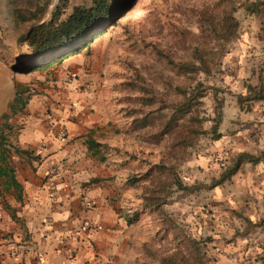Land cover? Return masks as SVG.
Here are the masks:
<instances>
[{
	"label": "rangeland",
	"instance_id": "374dc122",
	"mask_svg": "<svg viewBox=\"0 0 264 264\" xmlns=\"http://www.w3.org/2000/svg\"><path fill=\"white\" fill-rule=\"evenodd\" d=\"M79 1L68 0L67 5ZM204 1L131 0L128 9L116 24L93 41L87 54L88 69L93 76V92L99 98L101 113L95 140L109 148L134 153L139 159L149 163L159 160L174 164L185 185L198 184L202 186V190L203 186H209L208 177L221 176L230 164L228 159L235 153L253 152L259 148L256 139H253L261 132V128L256 127L257 118L252 116V112L246 113L240 109L235 97L237 94H244L243 82L250 85L259 82L264 85V40L259 21L252 16L237 13L235 16L239 21V28L235 38L225 46L220 65L209 77H197L206 88V94L201 99L202 116L212 118L218 109V103H222L219 112L223 121L218 128L221 133L218 141L211 140L210 134L193 139L182 128L174 129L155 145L139 140L136 133H126L131 120L126 114L132 109L140 108L134 106L140 93L122 87L121 83L132 81L140 86L142 82L143 86L153 90H159L163 80H170L173 85L192 86L189 79L173 77L152 53L151 47L162 51L173 61L188 60L190 47H210L211 43L196 36V22L191 13V10L198 8ZM57 6L59 0H51L44 19L48 18L49 10H54ZM3 8L6 5L3 4ZM29 26H20L19 39ZM252 105L250 104V108ZM253 107L256 110L260 108L256 104ZM210 126V121H205L201 130L208 132ZM143 133L144 131L140 132ZM181 139L191 145H177ZM260 148L264 149V144L261 143ZM111 159L118 162L115 155ZM101 166L109 176H113L112 165ZM249 169L254 171V168ZM249 169L246 167V171L240 170V173L244 175ZM124 177L125 173L119 172L109 182L118 195L119 206H122L120 208L131 212L139 206V201L135 198L138 192L132 188L123 189L121 184ZM239 181L233 179L229 184L222 185L216 195L214 191L204 192L201 189L177 193L163 207L189 238L199 240L211 236L216 240L203 247L205 258L202 264H210L212 258L208 257V253L216 257V264H256V258L264 252V241H257L261 234L264 236V229L254 231L248 237H236L232 244L225 242L229 241L231 230H242V219L237 215H246L243 209L252 208L256 217L258 216L255 205L247 207L254 204L256 189L249 187L243 193L239 188ZM227 206L233 208L226 210ZM232 210H236L237 214H233ZM154 221L153 216L143 213L130 225L129 259L128 262L124 259L123 263L118 264H159L163 257L177 256L182 245L175 244L172 233L160 238V231H157L158 226ZM231 245L235 248L234 251L228 247Z\"/></svg>",
	"mask_w": 264,
	"mask_h": 264
},
{
	"label": "crops",
	"instance_id": "0c3cea01",
	"mask_svg": "<svg viewBox=\"0 0 264 264\" xmlns=\"http://www.w3.org/2000/svg\"><path fill=\"white\" fill-rule=\"evenodd\" d=\"M8 1L0 0V130L8 126L10 131L6 136L8 153L0 167L12 170L17 187L0 176V264H118L124 259L128 262L130 225L123 219L122 206L111 182H103L110 177L107 170L89 155L84 145L87 136L95 140L101 115L87 54L82 50L26 71L25 66L33 64V59L19 42L20 27L15 28L8 18ZM17 60L21 61L19 70L12 72ZM251 104V108H239L257 118L256 127L261 132L253 139L259 148L235 153L228 159V167L238 154L264 155L260 148L264 144V102ZM254 104L260 108L254 109ZM70 108L74 109L71 117ZM222 121L221 117L220 125ZM58 135L61 138H56ZM13 148L28 155L16 154ZM246 167L254 171L249 169L242 175L240 170L246 171ZM50 168L56 169L55 200L50 198L45 182ZM220 177H208L209 186L200 191H214L216 195L222 185L238 179L243 193L249 187L257 192L254 204L247 207L255 205L258 216L252 208L243 209L246 215H237L242 219V230H231L226 244L263 230L264 160L254 165L241 164L223 181H219ZM232 208L227 206L226 210ZM203 238L210 245L216 241L211 236ZM257 241L263 242L264 236L261 234ZM228 247L235 250L233 245ZM208 257L212 258L210 264L217 263L213 254L208 253ZM256 262L264 264V252Z\"/></svg>",
	"mask_w": 264,
	"mask_h": 264
},
{
	"label": "trees",
	"instance_id": "16d2710c",
	"mask_svg": "<svg viewBox=\"0 0 264 264\" xmlns=\"http://www.w3.org/2000/svg\"><path fill=\"white\" fill-rule=\"evenodd\" d=\"M67 1L59 0V6L52 10L51 19L40 24L38 23L48 13L51 0L8 1V18L15 28L33 23L19 39L28 57L33 59V64L30 66H25L22 61L26 71L35 70L38 65L60 61L82 50L88 54L93 41L116 24L118 18L128 9L131 0H80L69 6ZM239 12L259 21L261 37L264 40V0H205L198 8L191 10V13L196 22V36L211 43L210 47H190L189 59L185 61H173L162 51L154 46L151 47L152 53L173 77L189 79L192 86L173 85L170 80H163L159 90H153L143 86L142 82L140 86L132 81L122 82V87L140 93L134 103V106L137 105L140 108L132 109L126 114V117L131 119L126 133H136L139 140L153 145L158 144L176 128L186 130L188 136L193 139L207 134H210V139L215 141L221 137L218 127L221 122L219 111L222 103H218V109L212 118L202 116L201 99L206 94V88L197 77L199 75L209 77L220 65L225 46L237 34L239 21L235 15ZM242 85L244 94L235 96L238 107L243 108L245 105L244 107L247 108L253 102H264L262 83L250 85L243 82ZM205 121L211 123L208 132L201 130ZM9 131L8 126L0 130V162L2 164L5 163V156L8 153L6 136ZM141 131L144 133L140 134ZM84 145L89 155L100 165L105 167L112 165L113 176L103 182L112 181L119 172L125 173L121 184L123 189L132 188L138 192L135 198L139 201V206L131 212L123 210V219L126 224H133L143 213H147L153 216L158 226L157 231H160V238L163 239L167 234L172 233L175 244L182 245L177 256L163 257L159 264L204 263L205 255L202 249L209 240L189 238L163 208L173 195L180 192L190 193L202 186L185 185L180 180L174 164H166L159 160V162L149 163L139 159L134 153L109 148L90 136L86 137ZM177 145L188 147L191 144L181 139ZM12 151L16 154L28 155V152L15 148ZM112 155L117 157L118 162L111 159ZM263 160V154L257 157L246 153L238 154L231 166L223 171L219 181L230 178L243 163L254 165ZM1 175L9 179L13 187H17L13 181L11 169L0 167ZM96 182L98 181L91 180V183Z\"/></svg>",
	"mask_w": 264,
	"mask_h": 264
},
{
	"label": "built area",
	"instance_id": "2783aa9c",
	"mask_svg": "<svg viewBox=\"0 0 264 264\" xmlns=\"http://www.w3.org/2000/svg\"><path fill=\"white\" fill-rule=\"evenodd\" d=\"M74 114V109L73 108H70L68 110V116L71 117L72 115ZM56 138H61V135H58ZM220 166H223V164L221 163ZM55 173H56V169L55 168H50L47 173H46V187L49 191V195H50V198L52 200H55L56 199V187H55V184H54V176H55ZM16 253V252H14Z\"/></svg>",
	"mask_w": 264,
	"mask_h": 264
},
{
	"label": "water",
	"instance_id": "95a60500",
	"mask_svg": "<svg viewBox=\"0 0 264 264\" xmlns=\"http://www.w3.org/2000/svg\"><path fill=\"white\" fill-rule=\"evenodd\" d=\"M51 14H52V10H49V16H48L47 19H51ZM47 19H43V20H42L41 22H39L38 24L44 22V21L47 20ZM32 24H33V23H32ZM32 24H31V25H32ZM31 25H30V26H31ZM30 26H29V27H30ZM20 63H21V61H20V60H19V61L17 60V61H16V64H14V65L11 67V71H12V72H17V71L19 70V68H18L19 66H18V65H20Z\"/></svg>",
	"mask_w": 264,
	"mask_h": 264
}]
</instances>
